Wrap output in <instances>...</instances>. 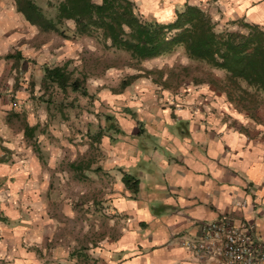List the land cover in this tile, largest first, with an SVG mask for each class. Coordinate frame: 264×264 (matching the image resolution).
I'll list each match as a JSON object with an SVG mask.
<instances>
[{"label": "crops", "instance_id": "1", "mask_svg": "<svg viewBox=\"0 0 264 264\" xmlns=\"http://www.w3.org/2000/svg\"><path fill=\"white\" fill-rule=\"evenodd\" d=\"M131 1L134 7L135 2L144 4L147 9L141 6V11L151 17L137 14L156 22L171 21L177 12L194 5L216 25L222 21L225 29L244 30L239 26L242 21L264 30V0ZM10 6L5 0L0 3V35L7 29L1 28L3 21L20 19L17 7ZM136 89L138 94H101L116 110L124 111L120 126H107L116 137L105 142L101 163L93 169L88 160L70 163L73 177L88 180L86 171L93 170L111 181L112 190L106 194L112 197L108 234L98 242L102 263L211 264L197 259L182 241L199 237L203 223L225 217L264 244V109L244 106L232 91L207 83H195L191 91L178 95L159 90L147 79ZM107 114L114 119L117 113ZM10 144L0 134V264H27L35 256L25 250L29 223L24 219L12 229L17 255L8 260L12 238L8 216L18 217L19 210L5 199L15 201L22 195L24 211L31 205L26 196L39 197L46 189L41 185L39 158H11ZM125 176L130 177L128 184Z\"/></svg>", "mask_w": 264, "mask_h": 264}, {"label": "rangeland", "instance_id": "2", "mask_svg": "<svg viewBox=\"0 0 264 264\" xmlns=\"http://www.w3.org/2000/svg\"><path fill=\"white\" fill-rule=\"evenodd\" d=\"M5 1L11 4V10L19 3V0ZM32 1L46 17L55 19L59 0ZM141 6L147 9L135 2V11L151 17L141 11ZM18 12L22 15H18L19 20L3 21L1 27L7 29L0 35V61L6 52L13 56L5 55L0 68V125L3 126L0 134L11 142V158H39L41 185L46 190L36 198L26 196L33 208L27 209L31 206L28 205L24 211L22 195L15 201L5 199L19 210L18 217L8 216L12 236L8 260L13 261L17 255L14 250L17 244L13 243L17 235L12 229L24 219L29 223L25 229V250L35 256L27 264H103L98 257V242L108 234L111 217L107 207L111 206L112 197L106 194L112 190L111 181L93 170L86 171L88 180L70 173L72 161L88 160L90 169L95 168L107 151L103 148L105 142L116 137L107 131V126L110 123L120 126L119 118L124 111L116 110L101 94L127 91L138 94L136 85L145 79L151 80L159 90L177 95L191 91L195 83H207L223 92L232 91L237 102L244 106L264 109L263 94L241 80L237 81L242 87L239 89L231 84L224 70L190 58L181 45L169 53L138 60L129 52L111 46L98 31L76 34L71 20L62 23V34L43 30L27 21L23 12ZM216 22L219 24L216 29H223V22ZM45 66L65 67L71 80L82 81L88 95L69 87L63 90L45 79ZM111 111L117 114L107 121L106 113ZM95 133L93 141L91 137Z\"/></svg>", "mask_w": 264, "mask_h": 264}, {"label": "trees", "instance_id": "3", "mask_svg": "<svg viewBox=\"0 0 264 264\" xmlns=\"http://www.w3.org/2000/svg\"><path fill=\"white\" fill-rule=\"evenodd\" d=\"M18 2L17 9L25 14L26 20L43 30L64 34L61 25L71 20L76 34L98 31L111 46L138 60L169 53L181 45L190 58L223 69L231 84L239 89L242 87L237 81L241 80L262 93L264 104V30L257 25L240 21L244 30H217L209 15L194 5L177 12L171 21L156 22L137 14L131 0H59L55 19L46 17L32 0ZM44 72V78L61 89L69 87L88 94L82 81L71 80L65 67L45 66ZM106 119L112 120L113 116L107 114ZM124 180L128 184L130 177L125 176Z\"/></svg>", "mask_w": 264, "mask_h": 264}, {"label": "built area", "instance_id": "4", "mask_svg": "<svg viewBox=\"0 0 264 264\" xmlns=\"http://www.w3.org/2000/svg\"><path fill=\"white\" fill-rule=\"evenodd\" d=\"M182 244L211 264H264V244L228 217L203 223L199 237Z\"/></svg>", "mask_w": 264, "mask_h": 264}]
</instances>
